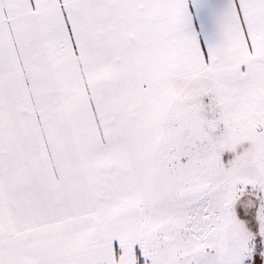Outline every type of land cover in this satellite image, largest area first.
<instances>
[{
	"label": "crops",
	"instance_id": "0c3cea01",
	"mask_svg": "<svg viewBox=\"0 0 264 264\" xmlns=\"http://www.w3.org/2000/svg\"><path fill=\"white\" fill-rule=\"evenodd\" d=\"M208 73L264 132V0H0V264H130L176 83Z\"/></svg>",
	"mask_w": 264,
	"mask_h": 264
},
{
	"label": "rangeland",
	"instance_id": "374dc122",
	"mask_svg": "<svg viewBox=\"0 0 264 264\" xmlns=\"http://www.w3.org/2000/svg\"><path fill=\"white\" fill-rule=\"evenodd\" d=\"M176 83L156 200L130 264H264V132L238 75Z\"/></svg>",
	"mask_w": 264,
	"mask_h": 264
}]
</instances>
